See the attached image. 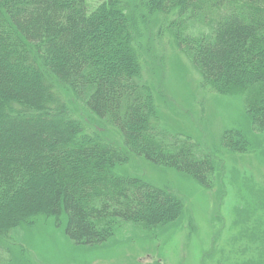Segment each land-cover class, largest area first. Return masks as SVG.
Segmentation results:
<instances>
[{
  "label": "trees",
  "instance_id": "16d2710c",
  "mask_svg": "<svg viewBox=\"0 0 264 264\" xmlns=\"http://www.w3.org/2000/svg\"><path fill=\"white\" fill-rule=\"evenodd\" d=\"M134 22L173 29L203 86L220 95L240 91L254 130L264 134V0H0V53L8 60L0 61V94L9 118L0 130V236L12 234L8 219L23 213L21 223L41 214L61 227L66 218V236L84 247L125 225L174 224L184 212L179 198L115 174L129 155L213 187L211 155L162 125L139 49L145 35L132 30ZM13 66L30 74V90L11 78ZM55 82L66 87L63 95ZM78 105L114 127L123 148L92 132L71 108ZM49 106L63 116L65 132L61 119L39 121ZM222 144L250 150L240 133L228 132Z\"/></svg>",
  "mask_w": 264,
  "mask_h": 264
},
{
  "label": "rangeland",
  "instance_id": "374dc122",
  "mask_svg": "<svg viewBox=\"0 0 264 264\" xmlns=\"http://www.w3.org/2000/svg\"><path fill=\"white\" fill-rule=\"evenodd\" d=\"M134 29L151 34L140 47L144 74L153 86L162 125L173 134L190 137L211 155L215 162L213 187L205 188L189 175L129 155L125 165L114 168L115 174L149 182L179 198L184 212L174 224L125 225L109 241L84 247L74 245L66 236V218L57 227L45 215L31 217L26 223L17 219L24 215H14L7 223L13 233L0 236V264H264V134L254 130L241 92L220 95L205 88L191 59L179 50L173 29L165 23L162 28L153 25L148 30L134 22ZM0 61L8 62L1 53ZM13 67L11 78L30 90V74L22 66ZM52 87L62 95L66 89L60 82ZM52 99L60 101L54 93ZM3 100L0 94V130L9 124ZM52 107L46 110L50 114L47 118L42 115L39 119L42 124L63 117L55 115ZM71 108L92 132L123 148L114 127L90 116L79 105ZM23 114L19 117H27ZM38 115L40 112H34ZM62 120L59 126L65 132ZM228 132L243 135L249 152L240 154L223 146Z\"/></svg>",
  "mask_w": 264,
  "mask_h": 264
},
{
  "label": "bare ground",
  "instance_id": "6f19581e",
  "mask_svg": "<svg viewBox=\"0 0 264 264\" xmlns=\"http://www.w3.org/2000/svg\"><path fill=\"white\" fill-rule=\"evenodd\" d=\"M142 35H145V37L143 38V40H142V44H144V43H146V41L143 43V41H144V39L146 38V37H149V34L147 33V32H144ZM139 43V42H138ZM145 46V45H144ZM139 49L141 50V48H140V45H139ZM183 53V52H182Z\"/></svg>",
  "mask_w": 264,
  "mask_h": 264
}]
</instances>
